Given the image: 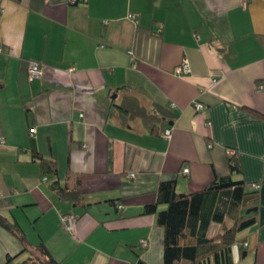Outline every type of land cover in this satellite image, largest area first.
<instances>
[{
  "label": "crops",
  "instance_id": "0c3cea01",
  "mask_svg": "<svg viewBox=\"0 0 264 264\" xmlns=\"http://www.w3.org/2000/svg\"><path fill=\"white\" fill-rule=\"evenodd\" d=\"M260 84L264 0H0V213L28 241L0 226V264L46 260L39 243L60 264H162L164 229L143 213L161 182L264 188ZM244 236L250 252L234 264H264V224Z\"/></svg>",
  "mask_w": 264,
  "mask_h": 264
},
{
  "label": "trees",
  "instance_id": "16d2710c",
  "mask_svg": "<svg viewBox=\"0 0 264 264\" xmlns=\"http://www.w3.org/2000/svg\"><path fill=\"white\" fill-rule=\"evenodd\" d=\"M155 127L153 124V131ZM40 163L53 175L56 174L54 160L40 158ZM229 165L232 173L240 170L232 159ZM58 192L63 197H75L67 187L59 186ZM157 193V203L145 206L143 213L156 214L157 224L164 229L162 264H234L235 248L240 258H245L250 252L245 236L240 237L239 233L264 224V188L259 184L248 190L242 180H234L231 176L215 177L204 189L179 193L176 180H166L160 183ZM159 205L165 208L159 209ZM254 207L258 209L248 212ZM227 219L231 221L230 225ZM212 223L220 224V229L214 234L210 233ZM0 226L12 232L24 246L27 245L26 234L18 222L0 213ZM36 249L47 258L44 261L32 259L31 264H60L43 243H39ZM135 264L147 263L138 260Z\"/></svg>",
  "mask_w": 264,
  "mask_h": 264
},
{
  "label": "built area",
  "instance_id": "2783aa9c",
  "mask_svg": "<svg viewBox=\"0 0 264 264\" xmlns=\"http://www.w3.org/2000/svg\"><path fill=\"white\" fill-rule=\"evenodd\" d=\"M78 0H70L71 3H76ZM130 17H134L133 14L129 15ZM23 66H24V72L25 74L29 77V78H37V77H41L43 74V68H42V64L36 60H25L23 61ZM73 69V68H71ZM69 69V70H71ZM191 71L190 69V65L187 61H184L183 63H181L180 65H178L175 70L174 73L176 75H186L189 74ZM258 90H264V84H260L258 85ZM199 109L202 108L201 105H198ZM31 134H34L36 132V129L33 128L30 130ZM163 136L165 138H169L171 136V128H167L164 132H163ZM86 146V145H85ZM229 154H235L234 151L229 150L228 151ZM184 173H188L189 169L187 167H185L183 169ZM130 177H134V174L131 173L129 175ZM44 180H46V177L44 178ZM258 186V185H257ZM119 207H122L121 205H118ZM77 215L73 214V213H68V214H64L62 216V222L65 225V227L70 230L71 232L75 231V225L77 222ZM148 245L147 240L143 239L141 241V246L142 247H146ZM247 246V244H245V247Z\"/></svg>",
  "mask_w": 264,
  "mask_h": 264
},
{
  "label": "rangeland",
  "instance_id": "374dc122",
  "mask_svg": "<svg viewBox=\"0 0 264 264\" xmlns=\"http://www.w3.org/2000/svg\"><path fill=\"white\" fill-rule=\"evenodd\" d=\"M231 221L229 219H227V224L230 225ZM214 228V227H213ZM212 228V229H213ZM215 229V228H214ZM213 232V231H212ZM247 233V229L243 230L242 232L239 233V236H244ZM235 251L237 250V248L234 249Z\"/></svg>",
  "mask_w": 264,
  "mask_h": 264
},
{
  "label": "water",
  "instance_id": "95a60500",
  "mask_svg": "<svg viewBox=\"0 0 264 264\" xmlns=\"http://www.w3.org/2000/svg\"><path fill=\"white\" fill-rule=\"evenodd\" d=\"M257 209H258V207L250 208V209H248V212H250L252 210H257Z\"/></svg>",
  "mask_w": 264,
  "mask_h": 264
}]
</instances>
